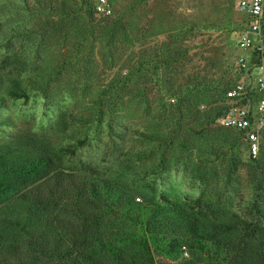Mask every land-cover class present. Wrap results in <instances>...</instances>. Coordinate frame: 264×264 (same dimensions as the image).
I'll use <instances>...</instances> for the list:
<instances>
[{
    "label": "trees",
    "instance_id": "trees-1",
    "mask_svg": "<svg viewBox=\"0 0 264 264\" xmlns=\"http://www.w3.org/2000/svg\"><path fill=\"white\" fill-rule=\"evenodd\" d=\"M1 6L0 22L26 14L31 24L18 20L3 38L8 53L15 50L3 63L11 59L16 66L13 71L0 65V111L31 93L50 98L67 70L87 68L96 58L116 66L119 46L132 47L139 34L134 7L98 19L95 0H6ZM52 42L58 57L48 62ZM174 48L172 43L164 49L167 57L156 72L179 61ZM252 57L256 64L255 53ZM139 66L136 73L146 70L145 64ZM83 69L78 70L81 82L67 83L82 94L91 88L90 117L76 130L75 143L57 145L27 135L0 143V264H199L180 259L183 245L189 255L190 248L202 247L207 264H264V129L259 154L252 159L243 131L215 125L228 109L226 93L234 83L166 88L153 96L159 114L139 132L129 128L127 113L138 95L132 88L134 71L92 85ZM146 89L139 93L144 103ZM7 122L0 121V128ZM85 127L106 132L104 154L119 157L114 167L66 160L87 142ZM131 130L145 150H123ZM241 148L248 152L244 162ZM151 157L157 162L149 163ZM176 165L201 184L197 198L158 191L147 179ZM240 170L246 171L251 191L239 205L242 212L233 210L230 197ZM151 239L165 244L163 259L155 257Z\"/></svg>",
    "mask_w": 264,
    "mask_h": 264
},
{
    "label": "rangeland",
    "instance_id": "rangeland-1",
    "mask_svg": "<svg viewBox=\"0 0 264 264\" xmlns=\"http://www.w3.org/2000/svg\"><path fill=\"white\" fill-rule=\"evenodd\" d=\"M5 1L0 0L1 10V5ZM236 1L112 0V14L129 7L135 8L134 15L137 18L139 34L134 39L132 47L119 46L114 67L109 68L96 58V63L90 62L87 68L84 64L82 67L77 66L76 70H67L62 76L57 93L48 99L35 92L31 93L27 100L9 101L5 109L0 111V121H9L7 126L0 128V143L19 135L41 137L57 145L68 146L75 143L72 139L74 135L79 134L76 130L84 125L83 122H88L90 117L86 99L90 96L91 88L82 94L76 90L71 91L67 83L81 82L78 70L83 71V67L89 72L84 71L86 83L92 85L103 84V80L107 82L114 76L120 74L126 76L128 71H134L132 88L138 95L127 113L130 115L129 128L139 132H145L146 126L152 123L151 117L159 114V107L153 96L157 97L158 93L164 94L166 88L202 82L232 85L237 80V60L243 54L236 45V39L245 29L242 24L244 19L234 9ZM18 20L26 23V26L31 24V17L26 14L10 15L0 22V65L13 71L16 64L12 63L11 59L3 63V59L8 54L12 55L15 50H9L8 53L2 41L7 37L8 28L14 26ZM172 43H175L174 49L179 53L177 56L179 61L169 70H164L163 65L156 72L155 69L160 62L164 63L163 59L167 57L163 55L164 49L170 47ZM50 46L46 55L48 62L55 61L58 57V45L52 42ZM246 54L250 56V53ZM14 61L17 62L16 59ZM21 62L24 61L20 59ZM140 63L145 64L146 70L136 73L135 70L140 68ZM26 69L29 67L26 66ZM145 87L148 100L144 103L139 99V93ZM255 96L256 100L264 98V92L256 93ZM88 128L81 130L88 132L87 142L66 160L68 162L82 160L98 165L103 170L114 167L119 157L117 153L104 154L109 142L106 132H102L101 129L95 132V128L91 130ZM132 130L131 133L125 134L123 150L128 147L134 151L145 150L146 145L136 140L138 136L134 137ZM240 159L243 162L248 159V152L243 148L240 149ZM154 162L156 163L157 159L151 157L149 163ZM238 177L237 189L230 197L233 210L242 212L239 205L249 200L251 191L247 188L246 171L240 170ZM147 179L158 191H168L177 198L195 199L201 193V184L180 165L169 167L160 174L148 176ZM150 244L155 257L163 259L166 255L165 244L157 239H151ZM204 251L199 246L190 248V259L199 264H207Z\"/></svg>",
    "mask_w": 264,
    "mask_h": 264
},
{
    "label": "built area",
    "instance_id": "built-area-1",
    "mask_svg": "<svg viewBox=\"0 0 264 264\" xmlns=\"http://www.w3.org/2000/svg\"><path fill=\"white\" fill-rule=\"evenodd\" d=\"M94 9L97 17L107 18L113 12L109 0H96ZM234 9L244 19L245 29L236 39V45L243 54L236 63L237 80L226 93L228 109L215 121V125L243 131L249 156L255 159L264 129V98L253 102L254 94L264 92V0H237ZM254 53L256 64H252ZM180 256L181 260L190 257L185 245L180 248Z\"/></svg>",
    "mask_w": 264,
    "mask_h": 264
}]
</instances>
